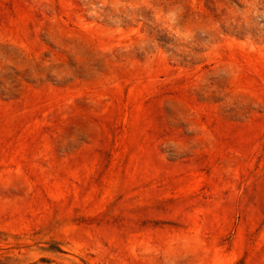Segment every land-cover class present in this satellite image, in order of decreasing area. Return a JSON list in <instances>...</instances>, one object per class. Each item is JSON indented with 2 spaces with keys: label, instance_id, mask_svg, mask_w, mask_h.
<instances>
[{
  "label": "rangeland",
  "instance_id": "obj_1",
  "mask_svg": "<svg viewBox=\"0 0 264 264\" xmlns=\"http://www.w3.org/2000/svg\"><path fill=\"white\" fill-rule=\"evenodd\" d=\"M0 264H264V0H0Z\"/></svg>",
  "mask_w": 264,
  "mask_h": 264
}]
</instances>
